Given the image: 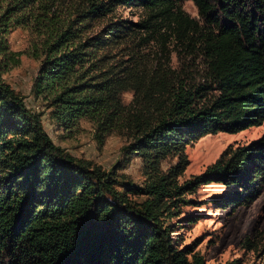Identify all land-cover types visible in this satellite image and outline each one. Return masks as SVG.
I'll list each match as a JSON object with an SVG mask.
<instances>
[{"label":"trees","instance_id":"obj_1","mask_svg":"<svg viewBox=\"0 0 264 264\" xmlns=\"http://www.w3.org/2000/svg\"><path fill=\"white\" fill-rule=\"evenodd\" d=\"M180 1L90 0L60 26L43 0H0V264H206L199 250L178 245L165 215L193 202L184 195L202 184L228 186L218 199L224 206L252 203L264 191V134L229 146L193 180H178L190 164L186 148L192 141L264 123V0H193L204 25L186 15ZM120 4L139 5L150 14L132 27L111 23L84 36L87 19ZM158 15L176 23L184 37L190 31L200 37L218 93L208 98L202 92L208 87L200 86L164 97L166 88L159 98L152 94L150 103L128 110L121 94L134 90L137 97L141 78L132 70L122 75L104 69L98 53L134 32V25L154 28ZM21 26L38 34L29 50L40 60L33 94L47 102L60 126L92 121L101 142L122 119L131 137L124 163L139 155L144 183L122 181L124 163L106 169L56 144L43 113L2 78L21 63L22 53L8 38ZM172 157L177 162L163 170Z\"/></svg>","mask_w":264,"mask_h":264},{"label":"rangeland","instance_id":"obj_2","mask_svg":"<svg viewBox=\"0 0 264 264\" xmlns=\"http://www.w3.org/2000/svg\"><path fill=\"white\" fill-rule=\"evenodd\" d=\"M43 1L52 7L57 24L66 26L79 10L87 7L90 0ZM178 6L191 19L199 20L204 25L205 21L193 0H181ZM149 14L148 9L139 5H117L104 16L87 19L83 23L84 36L96 35L111 23H125L128 26L140 23ZM153 22H156L154 28L134 25V32L118 37L115 43L98 53L102 58L99 65L104 69L113 67L122 75L132 70L142 80L137 97L134 90H125L121 94L122 104L128 110H134L138 102L150 103L152 99L148 96L154 94V98H159L161 92H167L166 88L169 92L163 93L164 97L166 94L171 97L181 89L194 91L200 86L208 87L202 90L208 98L217 94L210 75L209 59L200 37L191 31L190 37H184L178 33L176 23L160 15L154 16ZM31 25L35 26L34 23ZM205 28H208V23ZM37 35L33 27L26 26L17 27L9 34L11 48L22 53L21 63L3 73L2 78L26 97V103L32 110L43 113L44 127L56 144L106 169L118 163L123 164L126 160L125 148L131 142V137L121 123L122 119L101 142L92 121L82 119L73 129L60 126L51 115V109L46 106L47 102L33 94L40 60L30 56L29 50ZM100 70L94 71L93 75ZM263 134L264 123L238 133L218 132L192 141L186 148L190 164L179 176V183L191 181L205 172L229 146L247 145ZM177 160V157L164 160L163 170L167 171ZM119 174L122 181L137 184L144 183L147 178L139 155L132 156L119 170ZM227 191L229 187L225 184L211 182L200 185L194 193H186L185 198L193 202L178 203L180 208H172L175 212L173 215H165L166 223L175 230L172 233L174 239L181 247L193 246L199 250L205 255L206 264H264V191L252 203L224 206L218 199ZM136 198L142 200L145 196Z\"/></svg>","mask_w":264,"mask_h":264}]
</instances>
